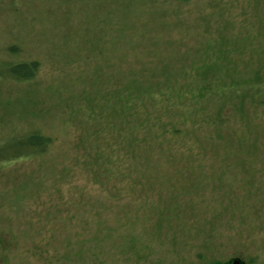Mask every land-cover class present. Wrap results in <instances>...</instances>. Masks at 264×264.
I'll use <instances>...</instances> for the list:
<instances>
[{"label": "rangeland", "instance_id": "374dc122", "mask_svg": "<svg viewBox=\"0 0 264 264\" xmlns=\"http://www.w3.org/2000/svg\"><path fill=\"white\" fill-rule=\"evenodd\" d=\"M248 9L250 0H0V144L35 131L55 139L46 154L0 169L4 264H47L43 256H74L76 242L96 240L119 264H264V104L255 115L246 105L251 133L232 120L225 144L199 126L167 135L172 152L161 158L153 131L122 142L103 119L117 89L162 83L165 71L181 79L207 44L244 31ZM32 60L35 79L6 75ZM242 136L254 146L238 148ZM152 149L148 180L139 173L150 163L135 152ZM133 237L129 258L116 254Z\"/></svg>", "mask_w": 264, "mask_h": 264}, {"label": "trees", "instance_id": "16d2710c", "mask_svg": "<svg viewBox=\"0 0 264 264\" xmlns=\"http://www.w3.org/2000/svg\"><path fill=\"white\" fill-rule=\"evenodd\" d=\"M250 3L253 15L251 16L249 9L247 15L240 14L245 17L241 20L244 31L232 37L222 36L216 42L207 44L203 53L204 59L197 64H192L189 72L184 73L181 79H172L165 71L162 83L144 85L142 82L130 80L116 90L118 102L115 106L117 108L110 110L111 112L105 117L99 116L104 117L105 123L111 126L112 130L116 129L118 131L116 133L121 132L122 142H124L122 139L125 133L135 139L139 130L145 127L147 131H153L152 139H156L158 146L163 145V149L158 151L160 153L158 156L161 158L169 156L168 152H172L171 149L164 148L168 145L164 143L167 135L170 138L183 137L190 135L192 130L199 129V126H208L226 144L224 135L228 131L231 132L234 127L246 125L248 131L251 130V126L255 125V117L249 114L246 105L253 106L252 114L255 115L257 109L264 104V0H250ZM40 67L37 60L10 63L6 68V75L9 79L18 82H28L36 78ZM152 110L157 111L151 113ZM161 110L163 114H160ZM229 112H233L231 118ZM232 120L235 121L236 126H230L229 123ZM128 124L133 126L127 128ZM54 141L53 137L38 131L7 139L0 144V169L12 163L46 154ZM248 141H251V136H242L238 141V148L253 147L254 143L250 142V145H247ZM127 146L132 151L130 140ZM151 153L153 149L141 157L135 152L136 158L141 159L142 165L150 163L144 171L139 173L141 178L147 173L148 176L144 178L148 180H151V174L152 176L156 174V172L149 173L154 166H158L159 161L157 157L156 159L153 157L155 153ZM155 179H157L156 176ZM157 227L161 228L159 225ZM111 232L110 229V232L104 235L110 237ZM1 236H3L2 232H0ZM122 241L124 243L121 247L115 245L119 249V251L115 249L116 254L125 252L123 254L129 258L128 252L138 239L133 237ZM75 244L79 247L74 256L69 253L58 258L54 256L56 261H63V264L67 262L68 264H119L118 260L100 249L101 240L93 243L78 241ZM6 254L7 247L3 240L0 242V264L7 262ZM41 254H43L42 250L35 253L37 257H41ZM54 258L43 256L47 264H52ZM136 258L143 259L141 256ZM229 261L215 264H228ZM162 262L160 259L152 264Z\"/></svg>", "mask_w": 264, "mask_h": 264}, {"label": "water", "instance_id": "95a60500", "mask_svg": "<svg viewBox=\"0 0 264 264\" xmlns=\"http://www.w3.org/2000/svg\"><path fill=\"white\" fill-rule=\"evenodd\" d=\"M228 264H247V263L240 258H233L231 259V261L228 262Z\"/></svg>", "mask_w": 264, "mask_h": 264}]
</instances>
